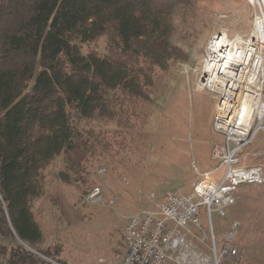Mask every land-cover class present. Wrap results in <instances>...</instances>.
<instances>
[{"label": "trees", "instance_id": "obj_1", "mask_svg": "<svg viewBox=\"0 0 264 264\" xmlns=\"http://www.w3.org/2000/svg\"><path fill=\"white\" fill-rule=\"evenodd\" d=\"M190 0H0V264H65L42 239L32 204L47 169L84 184L96 138L85 120L116 121L121 97L151 101L155 69L187 56L173 43ZM106 36L110 55L81 46ZM86 194V192H85Z\"/></svg>", "mask_w": 264, "mask_h": 264}, {"label": "rangeland", "instance_id": "obj_2", "mask_svg": "<svg viewBox=\"0 0 264 264\" xmlns=\"http://www.w3.org/2000/svg\"><path fill=\"white\" fill-rule=\"evenodd\" d=\"M253 21L254 9L246 0H190L175 14L173 43L188 61L153 71L154 84L146 89L151 101L117 93L121 106L116 121H83L84 135L99 141L94 156L83 164L85 182L71 186L56 179L63 168L61 156L52 162L42 195L32 204L42 232L36 249L50 250L65 264H100V259L107 264L125 252L129 215L154 209L151 193H191L199 178L193 165L200 173L211 171L216 164L210 152L220 141L212 130L215 99L198 88L206 45L221 32L246 38ZM81 52L109 56L106 36L82 45ZM245 158L264 168V131ZM97 189L102 198L93 201L90 195ZM201 223L207 232L203 215ZM212 227L218 247L229 242L235 250L227 264H264V185L243 187L225 217H212Z\"/></svg>", "mask_w": 264, "mask_h": 264}, {"label": "built area", "instance_id": "obj_3", "mask_svg": "<svg viewBox=\"0 0 264 264\" xmlns=\"http://www.w3.org/2000/svg\"><path fill=\"white\" fill-rule=\"evenodd\" d=\"M246 1L254 9V32L243 39L222 32L211 36L199 78L201 90L211 93L216 102L212 128L220 141L210 154L216 166L200 173L193 165L199 178L189 195L176 190L160 196L151 193L154 209L129 215L125 252L107 264H227L235 254L229 242L218 247L212 217H225L243 187L264 185L263 166L247 164L245 158L264 131V0ZM232 66L239 68L238 74L230 72ZM244 98L250 108L241 121L235 113ZM90 198L100 200V190ZM202 215L209 223L207 232Z\"/></svg>", "mask_w": 264, "mask_h": 264}, {"label": "bare ground", "instance_id": "obj_4", "mask_svg": "<svg viewBox=\"0 0 264 264\" xmlns=\"http://www.w3.org/2000/svg\"><path fill=\"white\" fill-rule=\"evenodd\" d=\"M254 31H253V29H252V33H253ZM236 39H239V38H236ZM206 69H209L207 66H206ZM203 70H204V64H203V66H202V71L201 72H203ZM230 72L231 73H233V74H238L239 73V68H237V67H235V66H232V67H230ZM199 83V82H198ZM201 87V85L199 84L198 85V88L199 89H201L200 87ZM249 101H248V99L247 98H244L243 100H242V102L241 103H239L238 104V110H241L239 113H238V110H237V112L235 113L236 115H240L241 116V121H244L243 119H242V117H243V115H246L247 114V112H248V110H249Z\"/></svg>", "mask_w": 264, "mask_h": 264}, {"label": "crops", "instance_id": "obj_5", "mask_svg": "<svg viewBox=\"0 0 264 264\" xmlns=\"http://www.w3.org/2000/svg\"><path fill=\"white\" fill-rule=\"evenodd\" d=\"M213 116H214V114H213ZM213 123V122H212ZM212 130H213V128H212ZM210 154H211V152H210Z\"/></svg>", "mask_w": 264, "mask_h": 264}]
</instances>
